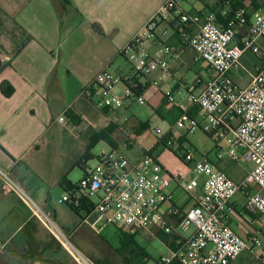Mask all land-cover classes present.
<instances>
[{"label": "crops", "instance_id": "1", "mask_svg": "<svg viewBox=\"0 0 264 264\" xmlns=\"http://www.w3.org/2000/svg\"><path fill=\"white\" fill-rule=\"evenodd\" d=\"M165 1L0 0V170L18 186L27 187L32 200H36L42 209L50 211L48 191L30 190L31 181L33 175L42 170L48 176V158L57 152L55 147L60 143L70 145V167L77 164L82 168L87 158H94L91 149L97 144L99 135L111 129L109 124L113 118H120L128 110H153L169 129L185 113L193 114L192 118L199 121L200 112L189 102L188 96L199 91L208 68L196 60L195 52L182 41L183 36L171 28L173 20L160 22L156 39L145 41V47L151 54L162 50L165 45L175 52V57L167 56L169 77L163 79L159 86H154L153 82L160 77V71L144 78L135 74L128 60L121 55ZM185 2L191 9L183 6ZM257 2L264 4V0ZM243 4L250 11L256 8L254 0H243ZM214 7L223 9L224 15L231 10V3L229 0H205L201 8L190 5L187 0L181 3V10L191 14H204ZM94 25L101 27L104 34L97 33ZM247 30L248 26L237 28L236 43L242 42ZM194 31V28L189 29L191 35ZM258 46L259 53L245 51L240 61L241 68L231 74L241 87H247L251 75L264 66V42L259 41ZM105 68L111 71L114 68L119 75L137 76L141 84L138 92L145 98L146 105L140 106L134 100H128L123 109H102L87 100L82 95L83 90ZM4 86L13 90L12 96L3 94ZM119 90L122 92L123 88ZM166 90H172L174 104H169L164 98ZM68 111L76 117L75 120L66 116ZM62 115L68 118V124L59 121ZM142 126L150 128L145 120L133 117L131 125L122 129L126 135ZM73 129L81 130L77 139ZM53 134H58L60 139H54ZM124 134L117 138L115 131L112 139L127 153L132 149L127 145L123 147L121 142H126L127 138ZM185 135L183 132L182 138ZM136 154L133 152L132 157ZM156 155L171 172L189 174L185 164L170 150L161 147ZM225 160H230L221 161L227 167ZM249 169L247 165L243 170L245 175L235 181L243 180ZM67 171L59 169L55 181L65 193L73 188L63 185L67 181L64 177ZM232 172L230 165V174H226L231 177ZM1 186L0 177V264H58L57 261L71 259L59 249L52 234L33 215L27 202L15 192L4 193ZM172 190L176 204L189 209L192 200L178 190L176 182ZM246 196V192L237 195L236 211L231 221L232 228L244 238L254 231L252 222L243 221L238 216L246 203ZM67 212L69 215L63 214L61 230H67L74 236L80 229L74 215L79 216L69 207ZM54 219L58 220L56 212ZM144 233L149 241L159 240L165 245L167 251L163 255L172 249L162 240L152 239L147 232ZM239 261L259 264L250 252H244L231 264ZM69 264L74 263L70 261Z\"/></svg>", "mask_w": 264, "mask_h": 264}, {"label": "built area", "instance_id": "2", "mask_svg": "<svg viewBox=\"0 0 264 264\" xmlns=\"http://www.w3.org/2000/svg\"><path fill=\"white\" fill-rule=\"evenodd\" d=\"M183 1L166 0L122 54L135 74L150 78L160 71V77L153 82L154 86H159L169 77L167 56L175 57V52L165 45L151 54L145 41L156 39L160 22L180 19L182 41L195 52L196 60L206 65L208 74L202 79L199 91L188 96L189 102L200 112L201 120L185 113L167 133L177 141L183 137V132L192 135L202 130L214 142L217 161L229 159L235 164L250 166L245 178L236 182L206 156L196 160L189 147L183 146V163L189 170V174H185L171 172L151 149H141L132 157L118 146L109 153L101 151L93 168L85 160L83 177L60 203L81 207L88 216L84 224L95 233L114 226L125 232L145 231L152 239L170 237L174 246L158 264H231L244 252H250L259 264H264V66L251 75L247 87H241L231 75L241 68L245 51L260 52L258 42H264V5L250 11L243 0H239L243 7L222 24L215 12L182 11ZM241 26H248L247 34L241 43H236L237 28ZM191 28L195 30L192 35ZM138 89L139 81L134 75L123 76L105 68L82 95L102 109H123L128 100L145 106L146 100ZM164 98L169 104L175 102L172 90H166ZM65 118L61 116L59 121L64 123ZM120 131L124 134L123 129ZM144 135L136 132L128 135V148L132 149ZM0 177L2 191L19 194L76 264H94L8 174L0 170ZM174 182L178 190L192 200L189 209L176 204ZM243 192L247 193L246 203L238 216L252 222L254 228L246 238L231 226L235 199Z\"/></svg>", "mask_w": 264, "mask_h": 264}, {"label": "rangeland", "instance_id": "3", "mask_svg": "<svg viewBox=\"0 0 264 264\" xmlns=\"http://www.w3.org/2000/svg\"><path fill=\"white\" fill-rule=\"evenodd\" d=\"M190 5H194L196 8H201L203 6V2L199 0H187ZM186 2L183 3L186 9H191ZM124 62V61H123ZM113 68V72H114ZM119 89H122L121 87ZM63 116V115H62ZM137 117L142 120H145L149 123L150 128H148L144 133L143 137H139L136 144L133 145L132 150L128 151L127 154L132 156L133 152H139L141 149L148 150L149 148L156 147L158 144V138L161 137L163 134L167 133L169 126L163 120H161L153 110H128L124 113L120 118L112 119L116 128L117 138L122 136L123 133L120 131L122 127L126 128L125 126H130L132 123V118ZM65 123L68 124V118H65ZM201 117L199 118V121ZM109 126H112L109 124ZM114 126V125H113ZM81 130L73 129V133L75 138L77 139L78 133ZM56 133V132H54ZM127 134L125 136L131 135ZM54 139H60L58 134H53ZM181 140L179 138L177 141ZM184 145L185 147H189L193 150L194 156L196 160H202V156L208 157L211 161L216 162V151L214 142L208 137L202 130H198L195 134H187L184 136ZM123 147H125L126 142H121ZM57 152L54 153L52 156L48 158L47 162V169L50 171L48 176L44 170L36 172L33 175V179L31 181V188L30 190L33 191H41L47 189L48 192V200L51 203L50 211L42 209L36 200H33L34 203L40 207L46 214L50 216V218L57 224V226L61 228V221L63 218V214H68V207L66 203H60V200L66 196L67 193L64 192L62 187L58 185L57 182V175L58 170H68L64 177H66L67 181L71 184H78L81 178L83 177L84 171L79 165H74L70 167V153L71 150L69 143L63 142L60 143L57 147ZM178 148V147H177ZM112 150L110 144H108L105 140L99 139L97 144L94 148L91 149L94 158L88 161V166L93 168L97 164L96 156L103 151L105 153H109ZM77 152V151H76ZM225 165H231L233 172L231 173V177L234 180H240L245 174L243 170L247 167V164H235L232 161L224 162ZM249 166V165H248ZM225 167V166H224ZM23 170V169H22ZM25 171V170H23ZM44 171V173H43ZM43 173V174H41ZM46 177V178H45ZM21 189L27 196H30L31 199L33 198L30 193L27 191V187H23L21 184ZM29 189V188H28ZM72 189V188H71ZM36 199V198H35ZM97 204V203H96ZM57 213L58 220L54 219V213ZM69 215V214H68ZM74 218L77 224L80 226V229L77 231L74 236L70 235L67 230L63 232L70 240L72 244L89 260H91L94 264H98L97 262H106L107 264H123L120 256L115 252V248L119 246V239H118V230L114 226H108L100 233L93 232L87 224L83 222V220H88V216L85 212H81V215L77 217L74 215ZM91 231H90V230ZM128 234L133 235L136 242L141 245L142 247L146 248L149 252L152 259L146 264H158L159 259L162 257L164 253H166L167 249L163 243L159 240L156 241H149L145 237L144 231L138 232H128ZM167 255V254H165ZM71 261L76 264V262L71 258ZM236 264H251L246 261H239Z\"/></svg>", "mask_w": 264, "mask_h": 264}, {"label": "trees", "instance_id": "4", "mask_svg": "<svg viewBox=\"0 0 264 264\" xmlns=\"http://www.w3.org/2000/svg\"><path fill=\"white\" fill-rule=\"evenodd\" d=\"M231 3V10H228V12L224 15H222L223 13V9L222 10H218L216 7H214L211 12H215L217 14V17L219 19V21L223 22V24H226V22L228 21V19L234 17L236 11L243 7V4L239 1V0H229ZM262 1V0H260ZM204 2V1H203ZM254 2L256 3L255 7H260L261 5L264 4H260L257 2V0H254ZM202 14V13H201ZM180 19L179 18H174L173 22L171 23V28L179 33V27H181V24L179 23ZM94 29L96 30L97 33L103 35L104 31L101 27H99L98 25H94L93 26ZM182 42V41H181ZM123 55V54H121ZM137 79V76H135ZM141 86L140 82H139V87ZM3 94L6 97H10L13 94V90L10 89V87L8 86H4L3 89ZM139 91V89H138ZM139 93V92H138ZM198 111V110H197ZM189 116H193V114L188 113ZM66 116L71 117L72 120H75L76 117L73 116L71 114L70 111L67 112ZM174 126V124H173ZM148 129V126H142L140 127L136 133L141 136L146 130ZM116 131V126H111V129L108 128L107 132H105L102 135H99V139H103L105 140L108 144H110V146L112 148H117L118 144L112 139L113 134ZM184 138H182L179 141H174L172 140V134L170 132L167 133V135L158 138V144L156 147H154L153 149H151L152 154H156L157 151L163 147L165 149L170 150L171 152H173L182 162L185 161V155L183 153V145H184ZM177 143L179 144L178 148H177ZM90 159V158H89ZM89 159L87 158L86 160L89 161ZM91 160V159H90ZM213 162V161H212ZM218 167L225 173H229V166L224 167L223 162L218 161L217 162ZM66 180V179H65ZM64 186H71L73 188L77 187V184H71L68 181H65V184H63ZM71 210H73L78 216L81 215V212H83V209H81V207H75L69 203L66 204ZM118 230V239H119V246L117 248H115V252L118 254V256H120L122 263L123 264H146L148 263L152 257L150 256L149 252L147 251L146 248L142 247L141 245H139L134 236L128 234L127 232L117 229ZM161 240L169 245L170 247H173V243L172 241H170V237L168 236H161ZM54 242L56 243V245L59 246V249L62 250L64 253L68 254L63 248L62 246L56 242V240H54ZM70 257V256H69ZM64 260V259H63ZM68 261L70 263L71 259L68 258ZM67 260H65L64 262L62 261H57L58 264H69ZM98 264H107L106 262H97ZM177 264V263H174Z\"/></svg>", "mask_w": 264, "mask_h": 264}]
</instances>
